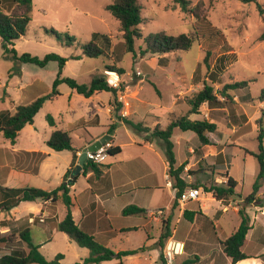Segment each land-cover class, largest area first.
<instances>
[{
  "label": "rangeland",
  "instance_id": "1",
  "mask_svg": "<svg viewBox=\"0 0 264 264\" xmlns=\"http://www.w3.org/2000/svg\"><path fill=\"white\" fill-rule=\"evenodd\" d=\"M112 2L113 0H32L31 20L28 23L27 31L9 48H13L18 55L29 53L38 57L54 52L67 59L61 76L71 77L80 83H89L93 76L103 74L105 71L112 72V75L115 72L119 76L120 83L123 84V90L117 91V100L122 104V107L117 112L113 110L111 105L113 95L110 91H98L85 97L71 92L65 83H61L57 87L60 93L57 98L46 101L34 116L33 125L36 132L30 131L29 124H27L19 134V141L24 145L31 141L41 143L45 139H49L52 128H57L70 130V135L76 143L84 131L91 132L107 128L111 122L107 111L109 106L110 113H127L129 109L130 113L171 112L187 115L189 106L183 99L200 89L203 81L211 84L218 93L226 83L244 80L248 82L247 90L229 91L232 98L235 96V101L225 100L218 95V98L222 100L219 105H224L222 107L224 109L215 111V113H223L220 129L227 130L226 127L233 124V121L239 122L236 118L233 120L232 113L242 112V105L238 106L240 103L242 104L240 96L245 93L250 96L242 108L251 116L252 127L244 129L245 135L240 140L235 135H231L225 141L226 151L228 154L231 152L232 155L228 157V161L231 159L232 173L241 179L236 191L241 196L250 193L259 171L258 162L254 156L244 154L238 149L232 150V148L256 152L258 150L257 120L262 117L264 124V99H258L264 92V40L260 38L264 31V15L259 14L257 3H243L239 0H190L189 11H182L174 0H138L142 18L139 28L143 36L159 31H165L171 35L190 33L194 36L195 41L188 50H176L164 55L151 53L142 55L139 47H143V40L137 39L133 56L125 49L119 22L106 9V6ZM258 4L264 8V0H258ZM52 28L63 37L64 35L73 37V43L67 45L65 41L59 40L47 32ZM105 39L109 42L108 45L106 43V47ZM90 40H94L101 47L103 46L104 54L98 57L84 55L82 47ZM207 52L209 53L208 66L203 61ZM73 56H78V58L73 59ZM162 56H165L167 60L165 64L160 65L158 60ZM23 64L28 68L25 71L29 75H34V71H40L35 84L36 88L35 86L25 88L24 81L20 79L17 71ZM47 65L41 68L32 63L16 62L11 53L5 54L0 40V110L10 109L12 101L17 104H27L37 96L49 93L52 81L57 74V63L52 61ZM106 66L122 68L124 70L123 78H120L121 74L118 72L105 69ZM137 72H140V75ZM138 79L143 80L142 84H136ZM153 85H156L159 94ZM133 91H137L135 97L131 96ZM180 91L182 93L178 100L179 103H175V95ZM92 109L97 110L100 124L95 119L94 121L86 119L85 113H89ZM201 110L206 111L207 109L201 107ZM70 113H78L79 121L81 120L79 128L73 129V125L70 124L72 121ZM226 113L229 115L227 118ZM47 115L52 116L55 127L49 125L46 119ZM135 116L132 115L130 119L136 120ZM189 118L197 119L200 118V115L189 114ZM126 129L127 131L121 127L117 131V140L123 144L128 141V133L136 139L138 137L137 132L129 126ZM152 137L156 141L160 140L158 137ZM185 138L180 128L173 129L171 141L174 145L173 151L177 162L183 161L185 156L187 147ZM196 141L198 142L197 138ZM262 141L264 144V138ZM4 146L10 147V142L4 139L0 133V148ZM3 149L1 150L3 151ZM48 149L54 153L53 157L56 159H52L49 163L51 166L55 164L56 168L53 167L52 170L45 171L53 172L54 179L51 178L49 181L42 179L34 184L55 188L60 183L59 181L56 183L57 170L65 165L71 151ZM133 149L136 147L124 145L121 153L108 154L102 164H110L111 170L104 173L99 181L108 187L111 179L116 175V171L127 162ZM2 157L3 154L0 151V159H5L7 156ZM204 167L205 165L202 166V168ZM205 172L211 177V171ZM199 178L203 179L206 176L200 174ZM5 182L0 179V190L8 188L9 185H6ZM261 184L263 185V182ZM86 185V179L80 175L77 188L80 190ZM27 205H30V202H21L18 206L12 207V216L18 219L22 218V221L19 222L25 221L23 216L27 212ZM185 205L195 208L197 202L192 200L186 202ZM208 205L211 208L215 204L207 200L205 206ZM57 206V214L60 217L64 216L66 208L63 202L58 201ZM42 231L41 226L34 225L31 234L33 244L40 246L39 251L45 258L53 259L55 255L62 254L61 264H83L82 259L89 253L86 248L79 247L61 231L56 230L52 239L46 237ZM151 232L155 240H158L157 229L154 227ZM146 237L145 230L140 229L128 233L123 237V240H115L110 246L111 248L113 246L138 247L143 245ZM130 264H159L157 251L150 257L148 253L135 256Z\"/></svg>",
  "mask_w": 264,
  "mask_h": 264
},
{
  "label": "crops",
  "instance_id": "2",
  "mask_svg": "<svg viewBox=\"0 0 264 264\" xmlns=\"http://www.w3.org/2000/svg\"><path fill=\"white\" fill-rule=\"evenodd\" d=\"M26 69L28 68L24 67V64L20 66L18 72L20 79L24 81L25 88L28 86H35L40 71H34V75H29V73L25 71ZM120 78H123L122 74ZM142 82V79H138L136 84H142ZM181 93L182 91L175 95V103H179L178 100L181 98ZM136 95L137 91L131 93L132 97ZM232 99L235 101V96ZM240 100L242 104L240 103L238 106L242 105V112L232 113L233 120L236 118L239 122L233 121V124L226 127L227 130L225 129L223 131L220 129V120L223 113H215V111L224 109L222 108L224 105L213 107L208 106L207 103L202 105V108H206L207 110L202 111V113L199 114L200 118L197 119L204 118L216 125L215 131L206 133L209 144H201L194 132L182 130L186 137V153L183 161L177 162L175 160L174 166L178 167L184 164L182 176L187 183H205L210 180L221 183L225 181V177L221 173L226 170L228 175L232 176L239 184L241 179L232 173L231 159L228 161V157L232 155L231 152L228 154L226 151L227 147L225 146V141L226 138L229 139L231 135H235V137L240 140L243 135H245L244 129L252 127L251 116L242 108L245 106L246 101H244L241 96ZM17 105L19 104L12 101V107L10 109H1L0 111L7 110L11 114L13 113L14 107ZM96 111V109H92L89 113H85V117L88 121H94L95 119V121L100 124V117ZM107 111L109 112L108 114L111 118V122L107 125L106 129L93 130L91 132L84 131L83 134L81 133L80 139L77 140L76 143H74L70 135L72 145L76 150L77 158L84 147L102 135L108 134L107 130L109 125L115 122L116 119L113 113H110V106ZM77 114L78 113H70L72 118L70 124L73 125V129L79 128L81 125V120L79 121L80 118H78ZM119 114L128 119H130L132 115H136V120H131L134 122H141L143 126L148 127V132H137V139L128 133V141L123 144L117 140V131L121 127H124L125 131H127V125L121 121L117 122L115 130L112 134H109L111 136L109 140L110 144L119 146V153L123 151L124 145L135 146L136 149L131 150L127 162L116 171V175L111 179L108 187L99 180L104 173L111 170L110 164H108V168L104 170V173L99 178H93L92 172L83 173L81 170L76 180L69 186V194L72 202L70 211L74 222L82 231L92 235L98 243L100 242L101 245L112 249L116 253L144 247V250L136 254L122 256L120 259L113 258L111 260L91 264H130L132 258H135V256L148 253L150 257L156 251L159 264H162V247L166 240L160 244L159 238L155 240L151 231L155 227L160 237L161 220L170 213L171 205L175 198V188L173 187V179L168 175V165L163 141L161 139L156 141L151 136V131L156 127L165 129L172 120L183 115L171 112L130 113L129 109L127 113ZM228 116V113H226V118ZM1 123L2 122H0V124ZM31 124H29V130L36 132L33 123ZM26 126L27 124L24 127ZM52 127H55V125ZM23 128L19 131L14 144L10 143V147H2L4 148L3 151L1 150L2 148H0L3 157H5V155L7 156L5 159H0V179L6 181V185H9L8 188L34 185L31 187L37 186V188L41 187V189L50 191L54 188H46V186L41 184H34L36 181L42 179L44 181H49L51 178L54 179L53 172L45 171L52 170L53 167L56 168L55 164L51 166L49 163V161L55 158L53 157L54 153L49 151L48 148L50 147L46 144L48 138L41 143L31 141L24 145L18 139ZM54 129L57 128H52L51 132ZM65 131L70 134V130ZM45 133L47 134V132ZM233 149H238L243 151L244 154L251 155L241 148H232V150ZM71 160L72 152L65 165L60 169L58 168L56 183H58V181L60 183L63 182L67 171L70 169ZM203 165H205L204 168H202ZM207 170L211 171V177L206 175L207 173L205 171ZM200 174H204L206 178L200 179ZM80 175L86 179L87 185L79 190L77 184ZM262 182L263 185L261 184L262 186H260L257 192L258 196L264 195V180ZM60 183L57 186H59ZM57 186H55V188ZM197 189L200 190V194L198 199L193 200L197 202V207H186L185 204L179 205L172 216L170 237L184 243V251L182 254L176 256L175 264H181L186 259H195L194 264H200L201 262V264H264V256L262 257V255H264V208L257 207L254 204L245 206V211L250 220V229L246 234L243 250L249 254L250 257L232 263L230 258L223 251L222 241L230 236L240 224L241 218L239 215V208L241 207L244 196L239 195L236 191L237 195H239L238 197L234 196L225 200H217L210 193L203 191L201 187ZM0 195L2 196L0 202H2L4 200V194L1 190ZM207 200L215 205L211 208L209 205L205 206V201ZM58 201L60 202V200H56L55 202H51L50 200L18 202V204H16L17 206L21 202H30V205L26 207L27 212L25 216H23L25 217V221L23 222H19L22 221V218L18 219L12 216V208L9 210L0 209V239L9 231L17 235L19 230L28 227L31 241H33L31 231L34 225L41 226L43 228L42 232L46 234V237H51L52 239V236L57 230L56 223L61 221L67 212L66 209L64 216L61 217L57 214ZM201 201L202 204H200ZM128 205H136L143 208L146 210V213L143 215L124 216L121 214V211ZM184 210L194 212L191 221L183 217L182 214ZM140 229H144L147 235L142 246L132 248L113 246V248H111L110 245L115 240H123V237L127 236L128 233L136 232ZM41 241L42 240H40V242ZM39 247L40 246H38V250ZM28 250L29 247L27 243L18 236L11 241L2 242L0 244V255L8 253L21 255L23 252H28Z\"/></svg>",
  "mask_w": 264,
  "mask_h": 264
},
{
  "label": "trees",
  "instance_id": "3",
  "mask_svg": "<svg viewBox=\"0 0 264 264\" xmlns=\"http://www.w3.org/2000/svg\"><path fill=\"white\" fill-rule=\"evenodd\" d=\"M243 3H257V8L260 15H264V8L258 4V0H239ZM182 11H189L190 0H174ZM106 9L112 14V16L119 22L120 31L124 40L125 49L135 55V41L137 39L143 40V47H139L140 53L164 55L176 50H188L195 39L190 33H180L177 35H171L165 31H159L150 33L146 36L142 35L139 28L141 18V6L138 0H113L112 3L106 6ZM32 12V0H0V40L5 54L11 53L12 58L19 63H32L38 67H45L49 62H56L58 70L56 77L54 78L51 86V91L47 94L40 95L27 104H19L14 107L13 113H9L7 110L0 111V132L4 139L14 144L18 136L19 131L26 125L33 123L34 116L44 105L46 101L55 99L60 93L57 89L58 85L65 83L72 92L81 94L85 97L91 96L98 91H110L113 95V103L111 104L113 110L117 112L122 104L117 100V88L110 86L107 82V75L105 73L93 76L89 83H80L71 77H62L61 72L67 61L66 58L50 52L43 57H38L29 53L17 54L13 48H9L14 44V41L25 35L27 31L28 23L31 20ZM57 39L65 41L67 45H71L74 38L69 35L64 37L53 28L48 30ZM260 38L264 40V31L261 33ZM107 39V38H106ZM106 43L109 44L108 40ZM108 47V46H107ZM82 52L88 57H98L104 54L103 46L98 45L94 40H90L82 47ZM209 53L207 52L203 61L208 66L207 58ZM73 59H77L78 56H73ZM167 58L162 56L158 62L160 65L165 64ZM105 69L113 70L119 74H123L122 68H116L113 66H106ZM19 72V70L17 71ZM156 92L159 93L158 89ZM248 88L247 81H233L226 83L222 89L217 93L214 87L206 81H203V85L200 89L195 91L192 95L186 96L184 101L188 104L189 114H201V107L204 103L213 107L219 105L222 100L218 98V95L226 99H232L229 91H239ZM123 90V84L120 85V91ZM231 96V97H230ZM244 101L250 99L248 93L241 96ZM259 100L264 99V92L258 97ZM233 100V99H232ZM224 103V100H223ZM115 122L109 125L107 130L108 134H112L116 128L118 121L123 122L135 132H148V127L143 126L141 122H134L131 119L122 116L119 113H113ZM188 115L179 116L172 120L165 129L155 128L151 131V136L158 137L163 141L166 162L168 165V175L173 179V187L175 188V198L171 205L170 213L163 217L161 220V234L159 237V243L167 240L171 235V220L174 211L179 207L178 197L180 194L189 188L201 187L203 191L210 193L217 200H225L237 195V181L227 171H223L221 174L225 177V181L218 183L214 180L207 181L205 183H192L189 184L182 176L184 164L175 167V156L173 151V142L171 141V135L173 128L178 127L183 131L194 132L199 142L203 145L209 144V139L206 135L208 132L216 130V125L204 118L191 119ZM46 119L50 126H54L55 122L51 115H47ZM258 132V150L256 152H249L253 155L259 165V171L256 179L253 183L250 193L243 197L241 207L239 208L240 224L238 228L222 241V247L224 253L230 258L232 263H236L239 260L250 257L244 250V244L246 234L250 229V220L245 211V206L254 204L257 207L264 208V195L258 196L257 192L264 180V124L263 119L260 117L257 120ZM46 144L55 151L69 150L72 152V160L70 169L67 171L64 180L56 188L46 191L37 187H18V188H5L1 192L4 194V200L0 202L1 210H9L20 201H35V200H50L55 202L60 200L65 205L67 212L64 218L56 223V229L65 233L68 238L75 242L79 247L86 248L88 250V256L83 259V264L100 263L102 261L111 260L113 258L120 259L122 256L136 254L144 247H139L131 250H124L114 252L112 249L98 243L94 237L84 231H82L78 225L74 222L70 207L72 205L71 197L69 194V186L72 183H66L69 178L71 170L74 168L77 161L76 150L72 145L70 134L61 129H54ZM200 148V147H199ZM109 155L118 154L120 152L119 146H109L107 149ZM108 168V164L93 163L87 161L82 167L83 173L92 172L93 178H99L104 170ZM78 176L73 178V182ZM146 210L136 205H128L124 207L121 214L124 216L129 215H143ZM183 217L188 221H191L194 216V212L189 210L183 211ZM18 236L21 240L27 243L29 250L23 252L21 255H14L12 253L0 255V264H61L63 259L62 254H57L53 259H46L45 256L38 250V246L34 245L31 241L30 230L28 227L19 230L17 235L12 231L4 234V237L0 239L2 242L11 241ZM164 246V245H163ZM163 248V247H162ZM264 255H262L263 257ZM163 260V258H162ZM195 259H186L181 264H194ZM163 264V261H162Z\"/></svg>",
  "mask_w": 264,
  "mask_h": 264
},
{
  "label": "built area",
  "instance_id": "4",
  "mask_svg": "<svg viewBox=\"0 0 264 264\" xmlns=\"http://www.w3.org/2000/svg\"><path fill=\"white\" fill-rule=\"evenodd\" d=\"M111 73L112 72L105 71V74L107 75V82L110 86L117 88L120 91L121 83L119 76L115 72H113L114 75ZM137 74L140 75V72H137ZM109 146H111V144L108 141L94 151H87V161H91L93 163H103L104 159L108 155L107 149ZM199 194L200 190L197 188L186 189L178 197V202L180 205H183L190 200L198 199ZM183 251L184 243L169 237L162 248L163 264H175L176 256L182 254Z\"/></svg>",
  "mask_w": 264,
  "mask_h": 264
},
{
  "label": "water",
  "instance_id": "5",
  "mask_svg": "<svg viewBox=\"0 0 264 264\" xmlns=\"http://www.w3.org/2000/svg\"><path fill=\"white\" fill-rule=\"evenodd\" d=\"M111 136L109 134H104L86 147L82 149L79 153L77 158V163L75 164L74 168L71 170L69 178L67 179L66 183H73V178L78 176L82 167L87 162V151H94L104 145L106 142L110 140Z\"/></svg>",
  "mask_w": 264,
  "mask_h": 264
}]
</instances>
